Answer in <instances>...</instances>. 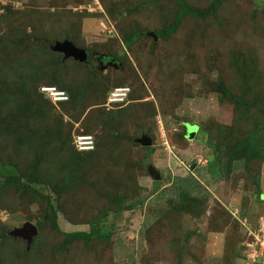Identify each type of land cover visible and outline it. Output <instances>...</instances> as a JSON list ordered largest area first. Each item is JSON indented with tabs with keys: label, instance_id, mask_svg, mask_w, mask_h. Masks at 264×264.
<instances>
[{
	"label": "rangeland",
	"instance_id": "rangeland-1",
	"mask_svg": "<svg viewBox=\"0 0 264 264\" xmlns=\"http://www.w3.org/2000/svg\"><path fill=\"white\" fill-rule=\"evenodd\" d=\"M185 1L203 11L212 9L215 0ZM178 8L175 0H0V15H11L8 24L0 23V84L7 81L0 90V111L10 110L1 104L3 95L12 100L23 97L25 91L13 81L18 75L27 80L41 69L53 75L59 69L56 84L41 75L27 82L41 95L43 109L31 115L26 131L37 141H47L52 150L59 141L49 132L63 116L62 128L69 131L71 142L61 162L79 168L74 173L81 176L58 198L64 210L60 226L67 232L89 230V221L109 210L106 225L111 232L108 241L63 246V237L46 228L29 254L20 240L0 244L1 264H264V159L247 163L237 158L227 169L235 106L215 88L222 81L237 94L264 95V0H226L217 11L201 18L188 15L176 33L153 40L147 32L170 25ZM134 31L146 34L126 47L123 40ZM67 35L89 55L108 53L122 67L101 70L103 65L89 56L84 63L70 57L75 61L59 68L57 55L42 45ZM17 39L25 46H14ZM46 85L65 91L72 85L82 95V117L76 120L77 110L54 103L41 90ZM120 85L131 88L130 99L108 108L107 93ZM26 101L36 106L31 98ZM102 112L116 114L111 126L117 131L105 128L108 121L105 127L94 124ZM249 117L259 121L264 116L254 110ZM83 120L95 125L86 133L96 138L97 155L88 159L82 153L84 159L78 161L73 158V136L85 130ZM144 131L152 136V150L116 137L136 139ZM1 142L0 183L17 170L4 164L8 156L11 162L20 160L22 168L29 161V156L21 158L27 148L15 135L0 137ZM41 163L67 179L72 173L59 170L56 158L50 163L42 158ZM149 164L160 175L157 189L147 172ZM180 184L194 185V194L203 200L200 216L178 210L175 196ZM35 186L49 192L45 184ZM131 190H139L144 203L116 212L107 193L123 196ZM39 209L34 203L31 210H0V222L11 231L31 221L29 216Z\"/></svg>",
	"mask_w": 264,
	"mask_h": 264
},
{
	"label": "trees",
	"instance_id": "trees-1",
	"mask_svg": "<svg viewBox=\"0 0 264 264\" xmlns=\"http://www.w3.org/2000/svg\"><path fill=\"white\" fill-rule=\"evenodd\" d=\"M179 4V8L176 11L174 18L170 25L166 26L164 29L155 31L158 38L161 36H170L177 32L179 29L182 21L184 18L188 15L194 17V18H201L207 16L210 12H215L218 9L219 4L225 2L226 0H215L212 9L210 10H200L198 8L192 7L188 4L185 0H175ZM11 18L10 13L6 12L0 15V23H9V19ZM11 25V24H10ZM9 25V27H10ZM12 28L15 27V29L20 28L16 25H12ZM141 34H146V32L142 31H134L133 33L129 34L127 37L124 38L123 42L124 45L130 46L132 43H134L138 37ZM29 39L35 40L38 42L40 39L38 37L32 36L31 34L28 35ZM153 37V36H152ZM65 39L71 40L76 46V41L74 39H71L69 35L65 37ZM60 39H55L54 41L50 42L47 46V44H43L42 47L44 51L50 53V54H56L57 58L59 59L58 66L59 68H65L67 66L69 61H75L73 58H67L64 60V55L61 51H55L53 49V46L57 42L64 41ZM153 40L154 37H153ZM34 41V42H35ZM42 44V41H39ZM14 46H25L24 42H19L18 39L14 40ZM79 47V46H78ZM95 55L105 57V59L113 58L111 61L120 63L119 66L122 67V63L120 60L113 57V55H110L108 53H98ZM126 55V52H124L121 56L124 57ZM90 57L91 54L89 55ZM101 57V58H102ZM95 58V57H94ZM84 63V62H82ZM21 73V72H20ZM48 73V74H47ZM55 75L53 73H49L48 71L41 69L39 73H34L32 77L28 76V79L25 80L23 77L19 76L14 79L13 81H18L20 85V92L22 90L25 91L23 97H19L15 100H12L11 97H8L6 95L2 96V102L3 107L9 108L10 110L6 111L7 108H2L3 111H0V137H9L15 135L16 138H19V144L24 145L27 149L23 150L21 152V158H25L29 156V161L25 165V167H21L18 163H20V160L12 161L8 159L4 162L6 165H14L17 167L16 173L6 175L5 180L0 183V210H4L6 212L13 213L15 210L18 209H25V210H31V205L34 203H38L40 206L39 213H35L33 215L29 216V219L33 221L37 226L38 233L35 236L32 246L30 249L27 248V241L22 237H13V236H5L6 233L9 231L4 228L3 224L0 222V244H2L5 241H22L24 243V253L29 254L32 249L36 246V242L38 241L41 233L46 229L49 228L52 232L56 233L57 235H61L63 237V246L69 245L75 241H82L83 243H90L92 240H104L108 241L111 236L110 229L106 225V220L109 216V210L102 211L99 215L93 217L89 221V230H76V231H64L59 222L60 212H64L61 205L58 204V198H63V194H65V188L67 187V184L73 185V181H75L78 177L81 175L76 174L77 170L79 168L71 167L69 162L67 160L65 162H61L64 158H66V155L61 156L62 153H66V148L69 146V143L71 142V136L69 131L64 133V129L62 128L63 116H60L59 118H56V124L55 128L51 129L49 132L50 135H55V137L59 141V145L56 146V148H53L52 150L48 149L49 143L47 145V141L39 140L37 141L34 138L33 132L26 131L28 128V125L30 126L31 115L36 114L37 112H40L43 109V105H41L40 100L41 95L38 93L37 90L33 89L29 86L27 82H34V80L41 75V79L45 78V82H51V84H56L58 81L57 77L60 73L59 69L54 71ZM48 76V77H47ZM5 84H7V81H5ZM4 84V85H5ZM4 85L0 84V90L4 89ZM121 86V85H120ZM115 87V86H114ZM60 88V87H59ZM66 89H68L67 93H69V101H60L58 103H62V108L65 110H68L69 107L74 108L77 110V112L73 115L76 120H79L82 117V114L84 111H78L80 106L81 96L76 94L74 91L72 85L65 86ZM113 88V87H112ZM111 88V89H112ZM216 90L226 98H229L234 102V109H235V117H234V125H232V129L228 131V138L229 140H232L231 143L228 144L227 149V169L230 170V166L234 163V161L237 158H245V161L251 162L255 159H264V117L263 119L258 120H250V113L252 111H258L259 114H262L264 116V95H255V96H245L240 95L235 92H233L229 87L225 85L224 82L219 81L216 83ZM110 89V90H111ZM109 90V91H110ZM18 92L17 96L20 94ZM109 93V92H108ZM107 93V95H108ZM245 93V92H243ZM131 94V92H130ZM26 98H31L32 101H35L36 106L32 107L30 104H28L26 101ZM107 99V96H106ZM130 99V95H129ZM128 99V100H129ZM55 103V102H54ZM46 106H48V102H46ZM120 107V106H117ZM110 108V107H108ZM116 108V107H115ZM102 114H99V119L97 123L103 125L105 127V123H109L105 128H108L109 130L114 133L117 131L115 129V125L113 124L111 126L112 120L116 117V114L109 115L107 112H102ZM248 122H252V127H247ZM92 122H86L82 121V125H84L85 130L83 129L81 133L90 132L95 125L91 124ZM114 123V122H113ZM230 127V126H229ZM230 127V128H231ZM189 131V130H188ZM145 134L150 135L149 132L144 131ZM9 135V136H6ZM151 136V135H150ZM105 136H103L104 138ZM117 139L122 141L123 139L126 140L130 145L131 143H135L136 139L135 137H131L129 135H121L116 134ZM152 137V136H151ZM102 138V136H101ZM106 139V138H105ZM96 140V138H95ZM2 142L0 144L1 149ZM73 145H74V136H73ZM47 146V147H46ZM97 147V141L95 149L90 151H79L74 145V150L72 152H75L73 158L75 160H82L84 159V156H81L82 153L88 154L87 158L91 159L94 156L97 155L96 151ZM46 148V149H45ZM144 148L149 150H152L151 145L145 146ZM34 153L35 157H30V153ZM144 157V156H143ZM45 160L47 163H50L54 158H56V162L59 164V170L61 169H71L72 173L69 175L68 179L64 176H61L56 172H50L47 167H42L41 159ZM145 161L142 159L141 162ZM11 162V163H10ZM140 162V163H141ZM145 163V162H144ZM55 164V163H54ZM148 167H154L152 164H149L147 166V172L151 177H153L155 181V189L158 188L160 180L156 179L149 171ZM83 177V176H82ZM26 180V181H25ZM259 182V181H258ZM37 184H45L49 192L43 193L39 188H37L35 185ZM182 184H180L181 186ZM107 196L110 198L111 203H113L116 212H122L124 209H132L136 207L138 204L144 203V198L140 191H129L128 193H125V195L120 196L114 192L107 193ZM136 198V199H135ZM175 200L178 201V210L182 211V213L190 214L193 216H200L202 213V205L203 200H200L199 197H197L194 194V185H182V188L178 191L177 196H175ZM172 202V201H171ZM177 209V208H176ZM30 221V222H31ZM3 228V229H2ZM7 231L6 233H4ZM3 255L0 254V264L3 261Z\"/></svg>",
	"mask_w": 264,
	"mask_h": 264
},
{
	"label": "water",
	"instance_id": "water-1",
	"mask_svg": "<svg viewBox=\"0 0 264 264\" xmlns=\"http://www.w3.org/2000/svg\"><path fill=\"white\" fill-rule=\"evenodd\" d=\"M147 33H148V35L153 36L155 41L158 39V36L155 32L151 31V32H147ZM53 49L63 52L65 54L64 60L67 58H70V57H73L74 59L79 60L81 62H87L89 60V53H88L87 49L76 46L69 39H65L64 41L57 42L53 46ZM102 56H99V57L101 58ZM120 65H121L120 63L111 61V62L105 64L101 68V70H104L105 68H107L109 66L119 68ZM194 127H195V129H193L192 133H190L191 136H193L196 132L197 127L196 126H194ZM136 141L140 142L142 145H145V146H150L153 143L152 137L148 134H143L141 137H138L136 139ZM149 171L156 179H160V175L158 172H156L154 167H149ZM37 233H38L37 226L34 223L27 221L23 225V227L13 229V230L9 231L8 233H6L5 236L24 238L27 241V248L30 249L32 246V242H33L35 236L37 235Z\"/></svg>",
	"mask_w": 264,
	"mask_h": 264
},
{
	"label": "built area",
	"instance_id": "built-area-1",
	"mask_svg": "<svg viewBox=\"0 0 264 264\" xmlns=\"http://www.w3.org/2000/svg\"><path fill=\"white\" fill-rule=\"evenodd\" d=\"M41 90L55 103L69 99L68 93L56 86H42ZM130 92L131 88L129 86L113 87L107 95L105 105L110 108L124 105L129 99ZM74 145L79 151H90L95 149L96 140L92 134L77 133L74 135Z\"/></svg>",
	"mask_w": 264,
	"mask_h": 264
},
{
	"label": "flooded vegetation",
	"instance_id": "flooded-vegetation-1",
	"mask_svg": "<svg viewBox=\"0 0 264 264\" xmlns=\"http://www.w3.org/2000/svg\"><path fill=\"white\" fill-rule=\"evenodd\" d=\"M90 54L92 57H95L97 59L100 66H102V65L104 66L106 63L111 62V60L113 59V58L105 59V57L100 58L99 56L95 55V53H90Z\"/></svg>",
	"mask_w": 264,
	"mask_h": 264
}]
</instances>
